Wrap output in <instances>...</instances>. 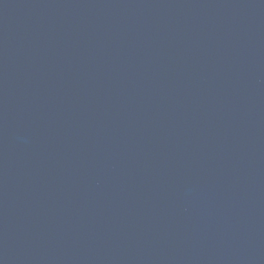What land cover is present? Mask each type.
<instances>
[{
	"label": "water",
	"instance_id": "obj_1",
	"mask_svg": "<svg viewBox=\"0 0 264 264\" xmlns=\"http://www.w3.org/2000/svg\"><path fill=\"white\" fill-rule=\"evenodd\" d=\"M0 264H264V0H0Z\"/></svg>",
	"mask_w": 264,
	"mask_h": 264
}]
</instances>
